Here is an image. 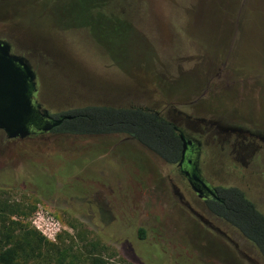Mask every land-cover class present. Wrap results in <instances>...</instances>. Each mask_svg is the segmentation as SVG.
<instances>
[{
  "label": "rangeland",
  "instance_id": "1",
  "mask_svg": "<svg viewBox=\"0 0 264 264\" xmlns=\"http://www.w3.org/2000/svg\"><path fill=\"white\" fill-rule=\"evenodd\" d=\"M0 38L33 65L52 115L147 106L181 127L215 124L206 176L264 215V172L248 174L220 142L228 126L264 135V0H0ZM0 193L55 244L32 264L71 252L89 264L94 241L109 264H264L256 246L252 262L224 243L188 208L200 209L174 166L124 134L11 141L0 130Z\"/></svg>",
  "mask_w": 264,
  "mask_h": 264
},
{
  "label": "trees",
  "instance_id": "2",
  "mask_svg": "<svg viewBox=\"0 0 264 264\" xmlns=\"http://www.w3.org/2000/svg\"><path fill=\"white\" fill-rule=\"evenodd\" d=\"M68 114L71 118L60 125V132L83 136L127 134L166 163L180 161L183 141L164 117L139 107L112 106H87L71 110ZM222 198L224 201L221 203H210L212 208L254 242L264 258V215L238 188L224 189ZM24 214L23 204L0 193V264H32L44 256L46 246H55L21 220ZM140 232L144 237V229ZM88 247L89 264H109L100 243L90 242ZM63 257L62 264H79L81 261L75 252L66 253Z\"/></svg>",
  "mask_w": 264,
  "mask_h": 264
},
{
  "label": "flooded vegetation",
  "instance_id": "3",
  "mask_svg": "<svg viewBox=\"0 0 264 264\" xmlns=\"http://www.w3.org/2000/svg\"><path fill=\"white\" fill-rule=\"evenodd\" d=\"M12 52L16 53L14 51L13 45H12ZM37 81H38L37 93L36 94L35 92L30 93L31 96L33 95L32 102L34 106L38 109V118L36 120V123L30 125L31 133L25 138H21V137L9 138L6 132L0 129L1 131L5 133V136L11 141H24L31 137L51 138L53 136L58 137L62 135H72V134L63 133L59 131L60 125L65 120H68V119L63 120V122L60 124H54L61 117L65 115H69L68 112L62 113L56 116L52 115L49 112V110L45 108L39 100V97H38L39 90H40L39 79H37ZM34 95H36V98H34ZM130 107H139L143 110L152 112L158 116L166 118L174 126L175 130L179 133L180 137H181V134H183L184 139L187 143L186 150L184 151V141L181 138L183 141V151H182L180 161L177 162L176 164H170V165L174 166V170L187 183V185L193 192L194 201L200 207V209H197L193 207L190 203L189 204L186 203L188 208L192 211V213L195 216L201 219V221H203L211 230L221 234L223 236L224 243H227L228 241H230L231 243L232 242L235 243L238 251L241 252V256H244V257L246 256L247 258H250L252 262H254V257L252 256L254 255V247H255L254 242L246 238L236 226H234L224 217L219 215L217 211L214 210L210 204L212 202H220V203L223 202L224 200L222 198V194L224 192V189H227V188L240 189L242 192H244L245 196L250 201H252L247 196L246 192L242 188L235 186V185L216 186L208 179V177L205 174V170H204L205 159L204 158L208 155L207 139L209 138L210 140L213 138L212 131L214 130L213 126L215 124L211 122H207L202 118V119L193 120L192 121L193 124H187L186 127H181L177 125L174 121L170 120L165 115L163 109L158 110V109L150 108L147 106H130ZM255 126H258V125H255ZM256 130H257L256 132L246 131L247 132V135H246V134H243L244 131L239 129L238 127L228 126L224 128L223 131L220 132L221 134L220 142L222 143L221 149L224 152V156L226 157L227 155L231 156L235 154V155H239L245 158L247 160V163L245 164V168L248 171V174H250L253 177L254 175L264 172V135L262 134V129H260L259 127H256ZM105 135H112V134H105ZM124 135H127V134H124ZM129 137L134 139L131 136ZM134 140L137 141L136 139ZM138 143L142 145L140 142ZM226 172L229 178H232V177L238 178L241 173L240 170H234V169L226 170ZM262 175L264 176V173ZM195 176H198L199 178L204 180V182L210 187L212 192L205 190V189L201 193L196 192L193 188V184L198 185V183L194 180ZM244 176H246V174ZM190 179L193 181L192 183ZM233 238L238 239L240 243H238L237 241L236 242L233 241Z\"/></svg>",
  "mask_w": 264,
  "mask_h": 264
},
{
  "label": "water",
  "instance_id": "4",
  "mask_svg": "<svg viewBox=\"0 0 264 264\" xmlns=\"http://www.w3.org/2000/svg\"><path fill=\"white\" fill-rule=\"evenodd\" d=\"M37 79V71L30 61L25 56L13 53L12 44L0 39V129L9 138L27 137L31 133L30 125L36 123L38 109L34 106L33 95L30 93H37ZM69 118L71 116L65 115L54 124H60ZM181 138L185 151L187 143L183 134ZM194 180L198 183L193 184L196 192L201 193L204 189L212 192L204 180L198 176ZM190 181L193 182L191 179Z\"/></svg>",
  "mask_w": 264,
  "mask_h": 264
}]
</instances>
